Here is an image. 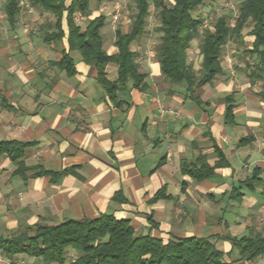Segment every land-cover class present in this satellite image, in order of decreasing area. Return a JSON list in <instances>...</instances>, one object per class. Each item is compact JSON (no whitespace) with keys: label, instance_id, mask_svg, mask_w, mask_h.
Wrapping results in <instances>:
<instances>
[{"label":"crops","instance_id":"obj_1","mask_svg":"<svg viewBox=\"0 0 264 264\" xmlns=\"http://www.w3.org/2000/svg\"><path fill=\"white\" fill-rule=\"evenodd\" d=\"M22 1L13 28L4 3L0 16V141L27 144L25 165L49 175L24 179L8 156L0 158V235L109 215L166 242L209 239L226 263L264 264V255L240 260L232 245L264 235V74L257 70L251 29L223 48L221 74L191 95L162 75L156 55L162 33L157 17L151 29L150 16L146 33L131 45L145 80L138 88L130 82L112 101L96 69L70 50L66 17L63 39L48 42L56 18ZM215 1L202 9H213ZM113 8L109 0H90L91 14L75 16L83 29L106 18L101 32L109 56L119 52L107 13ZM221 16L234 26L237 16ZM200 43L194 40L188 51L196 72L203 60ZM64 56L73 62V75ZM106 73L116 81L118 66L109 64ZM204 162L215 168V177L198 182L184 171ZM159 192L165 197L154 202ZM0 264L10 260L0 255Z\"/></svg>","mask_w":264,"mask_h":264},{"label":"trees","instance_id":"obj_2","mask_svg":"<svg viewBox=\"0 0 264 264\" xmlns=\"http://www.w3.org/2000/svg\"><path fill=\"white\" fill-rule=\"evenodd\" d=\"M27 1L56 18L54 32L46 38L48 42L63 39L62 22L66 17L70 50L78 51L83 62L96 69L97 79L112 101L118 98L119 92L126 90L130 82L138 88L145 80L131 45L146 33L152 6L162 33L156 55L162 75L170 83L185 86L191 95L211 83L222 72L220 56L223 48L248 28L251 29L249 34L255 38L253 53L259 58L257 70L264 74V0H240L234 26L229 18L220 16L213 19L210 27H205L206 20L195 13L211 0H153L152 5L149 0H133L135 14L129 32H124L122 27L116 30L115 45L119 52L115 56H109L103 47L104 16L89 21L85 29L75 22L76 14H91L90 0H71L69 4V0ZM21 2H4V13L12 28L21 14ZM196 39L201 40L199 49L203 58L199 72L188 59V51ZM62 63L68 74L73 75L72 60L64 56ZM109 64L118 66L116 81L107 78ZM27 147L17 141H0V158L8 156L17 166L16 173L24 179L49 175L41 167L25 165ZM184 171L198 182L216 176L215 168L205 162L187 165ZM164 197V193L159 192L153 201ZM116 199L121 200L118 196ZM148 221L152 228L157 227L152 217ZM232 245L242 261H252L264 255L263 234L234 240ZM71 252L77 254L75 260L70 256ZM0 255L9 259L10 264H29L22 261L24 257L39 259L44 264H232L224 261L223 253L209 239L190 237L166 242L150 233L137 234L131 221L109 215L98 219L65 220L51 226L37 225L20 234L0 235Z\"/></svg>","mask_w":264,"mask_h":264},{"label":"rangeland","instance_id":"obj_3","mask_svg":"<svg viewBox=\"0 0 264 264\" xmlns=\"http://www.w3.org/2000/svg\"><path fill=\"white\" fill-rule=\"evenodd\" d=\"M109 1L112 2V4L114 5V8H113V10H108L107 13L112 14L116 10H121V18L117 24L113 25L112 24V17L109 16V18L111 19L110 24L112 25V27H111L112 30L115 31L116 29H118L119 26L120 27H127L130 23L131 18L133 17V13L135 11L133 0H109ZM3 3H4V0H0V16L4 15L3 14ZM208 3H209V1L206 2V5ZM210 3L212 5L213 9L209 10L207 8H204V9L201 8L198 11L202 15H204V17H205V20H206L205 27L210 26L213 19L221 16L222 14H226L230 18L235 19V17L238 14V8H239L240 0H217L214 2V4L212 2H210ZM153 10L154 9L152 8V13H151L152 27H151V29L156 28L154 26V21H153V19H155L156 16H155ZM151 45H153L152 47H155V45L153 43ZM71 253H70V256H71Z\"/></svg>","mask_w":264,"mask_h":264},{"label":"built area","instance_id":"obj_4","mask_svg":"<svg viewBox=\"0 0 264 264\" xmlns=\"http://www.w3.org/2000/svg\"><path fill=\"white\" fill-rule=\"evenodd\" d=\"M21 4L23 5L24 2L22 1ZM108 16H111L112 17V24L115 25V24H117L120 21V18H121V10H116L112 14H109L108 13ZM168 113H170L172 115H175V112L173 110H169Z\"/></svg>","mask_w":264,"mask_h":264}]
</instances>
